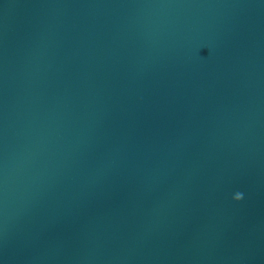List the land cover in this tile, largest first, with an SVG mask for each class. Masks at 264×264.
<instances>
[{"label": "water", "instance_id": "1", "mask_svg": "<svg viewBox=\"0 0 264 264\" xmlns=\"http://www.w3.org/2000/svg\"><path fill=\"white\" fill-rule=\"evenodd\" d=\"M0 264H264V0H0Z\"/></svg>", "mask_w": 264, "mask_h": 264}, {"label": "clouds", "instance_id": "2", "mask_svg": "<svg viewBox=\"0 0 264 264\" xmlns=\"http://www.w3.org/2000/svg\"><path fill=\"white\" fill-rule=\"evenodd\" d=\"M234 199H236V200H242L243 199V193L242 192L235 193Z\"/></svg>", "mask_w": 264, "mask_h": 264}]
</instances>
